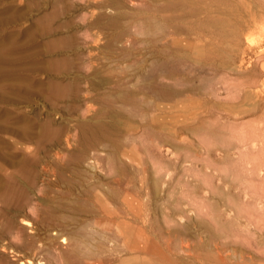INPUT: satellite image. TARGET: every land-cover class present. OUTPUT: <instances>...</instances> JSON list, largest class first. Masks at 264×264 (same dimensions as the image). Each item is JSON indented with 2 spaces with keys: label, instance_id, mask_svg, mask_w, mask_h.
<instances>
[{
  "label": "rangeland",
  "instance_id": "1",
  "mask_svg": "<svg viewBox=\"0 0 264 264\" xmlns=\"http://www.w3.org/2000/svg\"><path fill=\"white\" fill-rule=\"evenodd\" d=\"M204 2L223 27L179 34L177 82L143 66L171 37L139 33L140 2L0 0V197L26 205L0 200V264H60L73 234L95 251L70 264H264V0ZM23 220L35 247L4 250Z\"/></svg>",
  "mask_w": 264,
  "mask_h": 264
},
{
  "label": "bare ground",
  "instance_id": "2",
  "mask_svg": "<svg viewBox=\"0 0 264 264\" xmlns=\"http://www.w3.org/2000/svg\"><path fill=\"white\" fill-rule=\"evenodd\" d=\"M35 1L42 2V0H35ZM62 1H64L66 4H69V2H70V0H62ZM108 1H112L113 2V0H107V2ZM127 1L129 2V4L131 3L132 5H135L137 2L141 3L140 4V6H141V8H140L141 9L140 17L141 18H140V21L138 22V27H139V33L140 34H147V35L152 34V36H157V37L161 36L162 39H167V38L171 37V41L169 43H167L166 45H164V47H160L159 45H155L154 46V49H155L154 50V58H152L151 60L143 61V66L144 67H148L150 69V74H151L152 78H161L162 77V78L171 79V80H175L177 82H180V77H181L182 70L180 69L179 65H180L181 62L189 60V58H188V56L186 54V51H184L182 49V47H183L181 45L182 44V40L179 39V37H180L179 34L180 33H185V32H190V31H193V30H195V29H197L199 27L201 28V27H204V26L205 27H207V26L208 27H214L216 29H219V28L223 27V24H224L219 19L216 20L217 17H215L216 19H213L215 15L211 19L210 15H212V14H210V13H209L210 15L208 14L209 17H210V20L207 21L205 19L206 16L203 14V13L207 12V10H206V5H207L206 2L207 1L204 2L205 0H117L118 3H122L121 5L126 4ZM222 1L223 0H217L218 3H221ZM220 6H221V4H220ZM179 11L183 12V14H182V15H184L183 18H179V16H178V12ZM210 11H213V10H210ZM200 14H202L204 17L201 16ZM56 15H58V13H55L54 16H56ZM101 16L102 15H100L99 18H101ZM126 16H127V18L132 17V13L127 12L125 15L123 14V15L112 16L109 19V21H110L112 26H119L121 24V19H123L124 17L126 18ZM199 16H201V18L203 17L206 20V21H203L204 24L201 23V20H200L201 18ZM235 16H236V14H235ZM13 18H14V16H12V19ZM102 18H104V17H102ZM103 20H105V19H103ZM187 20H189V21H187ZM226 32H228V29L226 30ZM226 32H225V29H224V34ZM229 34H230V32H229ZM123 35H125V34H123ZM225 35H227V33ZM121 36L122 35H117V38L120 39ZM194 45H195V42H194ZM193 47H192V50H193ZM196 47H198V46H196ZM200 47H201V45H200ZM213 50H215V49H213ZM189 51H191V50H189ZM206 53H207V51H206ZM206 53H205V55H206ZM205 58H207V57H205ZM209 58H211V57H209ZM196 59H199V57H197ZM196 59H195V61H196ZM200 61H203V59L200 60ZM189 64H192V63H188V65ZM201 64H202V62H201ZM206 64H208V63L206 62ZM57 65H59V64H57ZM204 65H205V63H204ZM201 67H202V65H201ZM204 71H205V69H204ZM108 79L106 77L101 76V78H99V82H98L99 86L108 83V81H109ZM183 84H185V87L180 92H178L177 89H175V90L174 89H169V90L167 89V90H162L161 92H159L160 96L161 97L162 96H167V97H170V99H174L175 97H177V96H179L181 94H184V92L186 90L196 89L195 86L193 85V81L191 79L186 80ZM134 107H136V106H134ZM114 113H116V112H114ZM113 129L118 130V124L114 123L113 124ZM97 132L100 133L101 139H103V138L104 139H110V137H111L110 135H106V133H101L100 131H97ZM96 140L97 139H95L94 141H96ZM73 156H74V158L76 160L84 159L86 157L85 156V152L84 153L83 152L76 153ZM110 157L111 158L108 159V165L110 166L111 171L116 173V172H118V169H119L118 166H117V163H116L117 162L116 158H115L116 156H110ZM89 159H90V162H89L90 164L96 163L99 160L97 158H95L93 160L92 157L89 158ZM24 198L25 197H0V200L5 201V203H6V202L12 201V199H13V200H15L14 202L17 204V207H22L23 208V206L25 205V204L22 203V202H24L23 201ZM89 202H90L89 204L91 205V209L89 210V213H91V215H94L95 214V209H96V197H92L91 201H89ZM103 203H104L103 204V211H105V213H107V218H108L109 217L110 202H109V200H107V199L105 200V198H104ZM31 208L34 209V210L36 209L32 205H31ZM109 220H111V219L105 220V223H106L105 225H109L110 224L111 221H109ZM89 222H90V220H89ZM90 223H86V225L84 224L83 227L87 228L90 225ZM22 225L23 226L20 228V231H18L19 234L20 233L21 234L20 235L18 234L15 237L16 239L20 240L21 243H14V241H12L11 243L7 244V247H4V250H6V249H8L10 247L8 245H14V244L16 245V247L18 245L19 246H26V247L31 245V246L35 247L36 242H34L31 238L26 236V228L28 226H31V222L28 221V220H23L22 221ZM82 230H83V228H82ZM63 235H65V234H63ZM84 236H86V235H84ZM61 238H62V241H61L62 244H65V245L69 244V246H68L69 248L66 249L67 254L72 255V257H73V259H75V261L79 260V262H80V259H82V257H86L87 259H90V258L93 257V254H94L95 250L93 249L94 247H92L90 241L88 240V237H82L80 234H75V235L73 234V235L67 236V237L66 236H61ZM104 248H105L106 257H107L106 260H107V262H109L110 261L109 260V256H108L109 255V253H108L109 250L107 249V247H104ZM9 249L11 250V248H9ZM136 249H137V252L142 251L140 249V247H137ZM58 250H59V248L57 246L56 247V251H57L56 254H58ZM16 254H17L16 255L17 257H19V256L21 257V255H22V254H18V253H16ZM66 255H64L62 253V251L59 252L60 264H70V261H69L68 258H66ZM39 257L36 258V261L29 260V259L26 260V261L21 260L20 264H51V262L49 261L50 260L49 259V253L45 254L44 257H40V258Z\"/></svg>",
  "mask_w": 264,
  "mask_h": 264
},
{
  "label": "crops",
  "instance_id": "3",
  "mask_svg": "<svg viewBox=\"0 0 264 264\" xmlns=\"http://www.w3.org/2000/svg\"><path fill=\"white\" fill-rule=\"evenodd\" d=\"M117 38V37H116Z\"/></svg>",
  "mask_w": 264,
  "mask_h": 264
}]
</instances>
